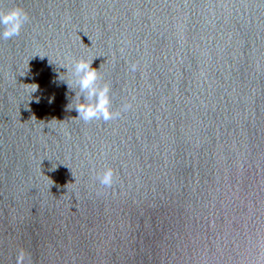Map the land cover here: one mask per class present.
Instances as JSON below:
<instances>
[{
	"label": "water",
	"instance_id": "1",
	"mask_svg": "<svg viewBox=\"0 0 264 264\" xmlns=\"http://www.w3.org/2000/svg\"><path fill=\"white\" fill-rule=\"evenodd\" d=\"M13 7L28 20L0 39V264H264V0ZM77 58L118 116L66 108L58 65Z\"/></svg>",
	"mask_w": 264,
	"mask_h": 264
},
{
	"label": "clouds",
	"instance_id": "2",
	"mask_svg": "<svg viewBox=\"0 0 264 264\" xmlns=\"http://www.w3.org/2000/svg\"><path fill=\"white\" fill-rule=\"evenodd\" d=\"M27 20V14L21 8L13 7L6 11L0 9V39H8L18 35L22 25ZM92 60L77 58L70 63L58 65L66 70L59 75V79L63 80L69 89L73 87L78 89L74 96V106L66 105V108H75L77 118L86 122L94 119L107 121L118 116L119 113L110 111L109 87L107 84L98 82V71L91 67ZM131 70H135V65L131 66ZM36 89L37 86L35 85L31 92L36 91ZM36 102H39L38 98ZM112 178L113 172L110 168H105L102 174L98 176L99 183L105 187L111 185ZM16 264H25L23 252L18 254Z\"/></svg>",
	"mask_w": 264,
	"mask_h": 264
}]
</instances>
